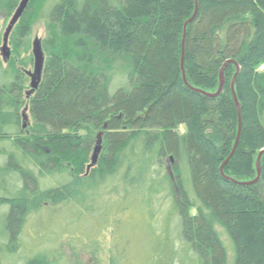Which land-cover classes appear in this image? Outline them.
Instances as JSON below:
<instances>
[{"label":"trees","instance_id":"obj_1","mask_svg":"<svg viewBox=\"0 0 264 264\" xmlns=\"http://www.w3.org/2000/svg\"><path fill=\"white\" fill-rule=\"evenodd\" d=\"M18 3L0 0V14L11 17ZM32 5L52 31L41 41L39 89L26 98L27 71L0 59V264H63L51 248L65 232L85 234L95 256L89 231L97 237L112 224L110 264H228L217 227L234 241L236 264H264V155L260 181L244 184L264 149V0H198L186 29L189 86L182 42L196 0ZM23 18L10 40L16 49L29 34ZM237 65L243 131L224 177L238 130ZM224 66L218 97L195 91L215 94ZM100 132L102 152L87 173Z\"/></svg>","mask_w":264,"mask_h":264},{"label":"rangeland","instance_id":"obj_2","mask_svg":"<svg viewBox=\"0 0 264 264\" xmlns=\"http://www.w3.org/2000/svg\"><path fill=\"white\" fill-rule=\"evenodd\" d=\"M20 1L21 0H19V3H20ZM19 3H18V5H19ZM27 9L28 10H27L26 14L24 13L25 16L23 15L25 18L22 17L23 18L22 22L24 23L25 26L28 25L30 27L29 28V34L25 35L24 37L20 36V38H19V42H20V46H21L20 49H16L14 45L13 46L11 45V43L13 44V42H14L13 41L14 40V36H15L14 34H12V36H10L8 45H9L10 53H11L10 59L12 58L16 62L15 64H19V66H20V64H22L23 69H25L27 72H31L32 73L33 70H34V58H33V60H30L29 58L31 57V55L33 56V53H32L33 43H34V41L36 39H39L42 42H44L45 40H48L49 37L52 34V31L48 27L49 25H48L47 21L43 18L44 15L40 16V14H38V13L35 14L34 13V6L33 5L31 7H29V8H27ZM11 17L6 18V17H4L3 14H0V26H1V30H0V49L3 47L4 35H5V32H6V29H7L8 25H9ZM23 23H22V25H23ZM54 27H55V25H54ZM10 40L12 41L11 43H10ZM43 51H44V49H43ZM44 53H45V51H44ZM45 58H46V54H45ZM0 59H1V61H3L1 55H0ZM9 61L8 62H4L3 61V66L7 67V64L9 63ZM240 72H241V67H240ZM257 73H259L261 75L264 74V65H261V66H259L257 68ZM236 74H237V70L235 71L234 77H235ZM30 82H31V80L28 77V80H27V83H26L27 89L24 92V95H25L26 98H27L26 94L30 90ZM231 85H232V83H231ZM231 91H232V88H231ZM235 92H236V90H235ZM233 99H234V97H233ZM239 104H240V102H239ZM235 106H236V104H235ZM240 107H241V104H240ZM25 110H26V106H24L21 109V113L23 111H25ZM236 110H237V107H236ZM26 116H27V121H26L27 126H26V128H24L25 130L29 126L31 127L32 124H33V122L31 121V117H30V113H29V109L28 108L26 110ZM237 117H238V111H237ZM241 120H242V130H241V136H242V131H243L242 107H241ZM22 122H24V119H22ZM238 130H239V118H238ZM238 130H237L236 140H237V137H238ZM180 131H181V133H184L186 131V128L185 127H181ZM83 135H85V134L83 133ZM241 136H240V139H239V144H240ZM96 138L97 137L94 136V138L92 140L93 144H92V149H91L92 152H91V155H90V162H91V158H92V155H93L94 148L96 146V140H97ZM236 140L234 142V146H235ZM239 144L237 146V149L239 147ZM234 146H233V149H234ZM233 149H232V151H233ZM237 149H236V152H237ZM263 150L264 149H262L259 152H257V154H256L257 155L256 156L257 159H258L259 154ZM232 151H231V153H232ZM236 152H235V154H236ZM257 159H256V165L255 166H256V173L258 175V172H257ZM261 161H262V159H261ZM168 164H169V162H168ZM260 169H261V173H262V164H260ZM257 175H256V178L253 179V181H255L257 179ZM260 178H261V175H260ZM253 181H250V182H253ZM259 181H260V179H259ZM250 182H248V183H250ZM190 212H191V214L195 215L197 213V208H192L190 210ZM123 218L124 219L122 220V226H121L120 231L122 233H125L126 231L124 229V224L126 223V218H125V216ZM113 228H114V224L109 225L104 230V232L102 234L98 235L97 237H96V234H97L96 231L95 232L89 231V233L91 234L90 237L91 238L93 237L94 240H97L96 241L98 243L97 245H99V247H100V248H97L95 250L96 251L95 252L96 253L95 254L96 257L92 255V251L91 250H93V249L90 247L92 245H90L88 243L87 238H84L85 234L82 235L81 232H79L78 234L74 233L73 235H70L69 233L65 232L66 234L64 233V235H62L63 236V238L61 239L62 241H60V243L57 245V249L51 248V252H52V254H55L56 251H57V254L60 252L61 255L59 254V257L60 256L63 257V261H64L63 264H110V260H111V256H112V245H113L112 244L113 231H114ZM1 229L2 228L0 227V231H1ZM27 229L29 231H31L33 229V226L29 225ZM216 230L219 233V236H220V238L222 240V243H223L224 247L227 250V253H228V264H236L237 247H236L234 241L231 239V237L229 236V234H228V232H227V230L225 228L217 227ZM242 230L246 234H249L251 232V225H250L249 221L244 222L242 224ZM32 236H33V233H29L28 236L25 238L26 239L25 243H27V246L31 245ZM136 236L137 237L138 236L142 237L143 236L142 232H141L140 235H139V232H138L136 234ZM75 241H77V242H75ZM78 241H80L81 244H79ZM137 243H140V242L137 241ZM140 244H135L134 245L135 247L133 249H131V250H137L141 246ZM84 245H86L88 248L86 249L85 248L86 246H84ZM82 248H85V250H82ZM77 254H78V257L76 256Z\"/></svg>","mask_w":264,"mask_h":264},{"label":"water","instance_id":"obj_3","mask_svg":"<svg viewBox=\"0 0 264 264\" xmlns=\"http://www.w3.org/2000/svg\"><path fill=\"white\" fill-rule=\"evenodd\" d=\"M30 2H31V0H21L17 9L15 10L14 14L12 15V17L10 19L9 25L6 29L4 39H3V47L0 49V55H1L4 62H8L10 60V56H11L10 48L8 45L9 44V38H10L13 30L17 26V24L19 23V21L23 17L24 13L26 12ZM197 12H198V0H196V10H195L193 17L188 22H186V24L184 26V37H183V42H182V55H181V70L183 73V79H184L185 83H187L186 74H185L186 29H187V26L195 19ZM0 30H1V26H0ZM32 53H33V58H34V70L32 73L27 72L28 77L31 80L30 91L27 93V97H30L31 95H33L39 89V87L42 83L44 67H45V53L43 51L42 42L39 39H36L34 41ZM229 63H232V61L228 62L227 64H229ZM225 66L223 67V69L221 71L220 87H219L217 93L208 94V93H205L202 91H197V92L201 93L202 95H204L208 98L218 97L221 94L223 87H224V69H225ZM239 73H240V66L237 65V74L233 78L231 88H232L234 101H235L237 111H238L239 130H238V137H237L234 149H233L232 153L230 154V156L228 157V159L224 162V164L220 168L221 175L224 177H225L224 169H225L226 165L230 162V160L233 158V156L236 152L237 146L239 144V139L241 136V130H242L241 107H240V104H239V101H238V98H237V95L235 92V83H236V80H237ZM26 110L23 111V119H24L23 128H26V126H27V124H26V121H27ZM103 135H104L103 132H100L97 135L96 146H95L94 151H93L91 163L87 168V173H89L90 170L93 169L99 161L100 154L102 152ZM263 155H264V150L261 151V153L259 154L258 159H257V172H258L257 179L253 182H250V183H244L245 185H254L259 181L260 175H261L260 164H261V159H262ZM171 161L173 162V158H171ZM226 179L235 182L234 180H232L230 178H226Z\"/></svg>","mask_w":264,"mask_h":264},{"label":"bare ground","instance_id":"obj_4","mask_svg":"<svg viewBox=\"0 0 264 264\" xmlns=\"http://www.w3.org/2000/svg\"><path fill=\"white\" fill-rule=\"evenodd\" d=\"M182 71V70H181ZM183 74V73H182ZM186 74V73H185ZM184 80V79H183ZM186 80H187V77H186ZM184 83H185V81H184ZM186 85H188L189 86V84H188V81H187V83H185ZM191 89H193V88H191ZM195 91H200V90H195ZM203 92V91H202ZM206 93V92H205ZM209 94V93H208Z\"/></svg>","mask_w":264,"mask_h":264},{"label":"flooded vegetation","instance_id":"obj_5","mask_svg":"<svg viewBox=\"0 0 264 264\" xmlns=\"http://www.w3.org/2000/svg\"><path fill=\"white\" fill-rule=\"evenodd\" d=\"M30 91V90H29Z\"/></svg>","mask_w":264,"mask_h":264}]
</instances>
